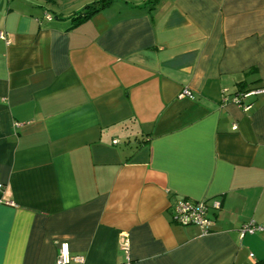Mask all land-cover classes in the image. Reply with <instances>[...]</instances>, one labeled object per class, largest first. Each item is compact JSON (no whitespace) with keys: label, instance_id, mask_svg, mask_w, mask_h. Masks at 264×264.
Segmentation results:
<instances>
[{"label":"crops","instance_id":"1","mask_svg":"<svg viewBox=\"0 0 264 264\" xmlns=\"http://www.w3.org/2000/svg\"><path fill=\"white\" fill-rule=\"evenodd\" d=\"M97 1L0 0V264L264 259V0Z\"/></svg>","mask_w":264,"mask_h":264},{"label":"built area","instance_id":"2","mask_svg":"<svg viewBox=\"0 0 264 264\" xmlns=\"http://www.w3.org/2000/svg\"><path fill=\"white\" fill-rule=\"evenodd\" d=\"M47 19H51L49 14H45ZM3 34L0 32V38H3ZM260 93H264V88H253L246 91L239 92L231 97V101L239 107L246 109L249 107L248 103H245V99ZM190 91L184 88L180 93V96H189ZM116 142V140H113ZM3 185L0 183V191ZM7 205H14L12 202H5ZM209 208L218 210L220 208V202L218 200H212L207 203L205 200H194L187 197L178 198L171 205V219L179 225H196L198 226L201 234H208L211 231L213 220L208 216ZM264 229V224L258 225L253 222L244 223L240 226V233H254L256 231ZM120 249L124 254V261L121 264H131L128 249L129 240L126 235L122 236L119 242ZM72 260L81 263L80 257H73L70 254L69 245L66 241H62L58 244L57 255L54 260V264H69Z\"/></svg>","mask_w":264,"mask_h":264},{"label":"trees","instance_id":"3","mask_svg":"<svg viewBox=\"0 0 264 264\" xmlns=\"http://www.w3.org/2000/svg\"><path fill=\"white\" fill-rule=\"evenodd\" d=\"M155 1L156 0H146L144 6H147V8L149 9L152 7V5L155 3ZM108 2H109L108 0H100V1H97L96 3H94L92 5L87 6L86 8H84L82 10L74 12L71 15V21L74 24H77V23L89 18L94 12L105 7L108 4ZM45 14H49L48 10L46 11ZM252 264H264V259L255 261Z\"/></svg>","mask_w":264,"mask_h":264}]
</instances>
